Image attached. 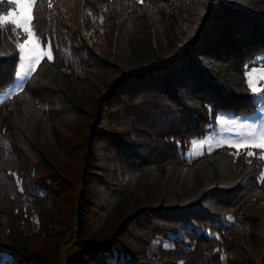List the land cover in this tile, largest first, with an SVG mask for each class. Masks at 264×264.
Instances as JSON below:
<instances>
[{"label": "trees", "instance_id": "16d2710c", "mask_svg": "<svg viewBox=\"0 0 264 264\" xmlns=\"http://www.w3.org/2000/svg\"><path fill=\"white\" fill-rule=\"evenodd\" d=\"M51 2L37 36L53 59L0 103V264H57L59 223L65 264H264L260 155L181 158L219 113L257 106L244 77L264 54V0ZM15 42L0 34V88Z\"/></svg>", "mask_w": 264, "mask_h": 264}, {"label": "snow or ice", "instance_id": "6c2138e0", "mask_svg": "<svg viewBox=\"0 0 264 264\" xmlns=\"http://www.w3.org/2000/svg\"><path fill=\"white\" fill-rule=\"evenodd\" d=\"M42 3L43 0H6V3L5 0H0V34L3 31H10L14 34L16 37L15 47L19 53V69H14L16 79L6 88H0V102H3L6 96H10L13 92L24 88V81L27 80L31 72L35 71L36 66L40 64L44 56H47L49 61L53 59L51 44H46L45 47L48 50L42 51L41 44L43 42L37 36V26L40 19L37 9ZM52 6L51 0H48L47 7L52 8ZM26 63L28 71H25ZM245 68L248 90L253 93L254 97L258 98L264 94V88L257 86L260 81H264V64L253 62L250 70H247L249 69L248 65H245ZM0 71H3V69H0ZM217 119L219 124L223 125L225 123L224 119ZM233 123L235 124L236 121H233ZM236 136V139L218 140L216 141V146L222 147L227 145L228 147H234L237 149L235 155H239V150L242 147L264 150V126H247L246 131L237 133ZM192 144L193 146L196 144L212 146L208 140H193ZM246 155L247 157H252L254 152L249 150ZM259 158L261 161H264V154L260 155ZM259 167H264V164ZM13 175L15 174L13 173ZM260 180L264 182V173H261ZM227 220L232 221L233 217L228 216ZM214 238L219 239L220 237L215 235Z\"/></svg>", "mask_w": 264, "mask_h": 264}, {"label": "rangeland", "instance_id": "374dc122", "mask_svg": "<svg viewBox=\"0 0 264 264\" xmlns=\"http://www.w3.org/2000/svg\"><path fill=\"white\" fill-rule=\"evenodd\" d=\"M154 19H156V18H154ZM160 23H161V21H160ZM161 27H160L161 30H164V28H166V25H162V23H161ZM41 50L47 51L48 49H47V47H45V46L43 47L41 45ZM51 54H52V51H51ZM65 58H67V60H70V56H68L67 54L65 55ZM44 59H47V56H44V58L42 60H44ZM81 59H84V58H81ZM253 62H260L261 64H264V54L258 55ZM18 69H19V66L17 65L16 70H18ZM250 69H251V66L247 70H250ZM25 71H28L27 63L25 64ZM244 78L246 79V77H244ZM15 79H16V77H15ZM25 82L26 81H24V85H25ZM246 84H247V79H246ZM247 86H248V84H247ZM257 86L264 88V81H260L257 84ZM19 91H21V90H17L15 92H13L12 95L6 96L4 98V100L10 98L11 96L18 93ZM250 93L253 97L254 103H256V105H257L255 107V109L253 111H251V113L245 114V115L243 113H239V114H230V113H225V112L219 113L215 119V122L213 123V126H211L208 130H206V132L204 133L203 136H201L200 138H193L190 140V142H189L190 144H189L187 150H184V152L181 153V158L185 159L186 161H193V160L197 159L198 157L202 156L204 153L207 154V153L214 151L217 148H220V147L216 146V141H218V140L236 139L237 138L236 134L246 131L247 126H264V94H262L261 96L256 98V97H254V95L251 91H250ZM55 108H57V107H55ZM217 118L224 119L225 123L223 125L219 124ZM233 121H236V123L234 124ZM82 125H85V123H82ZM66 131H67V129H64V130L62 129V132L64 133V137L66 135L65 139H67L68 141L69 140H76L75 138L72 139L70 137L71 134L69 135V133ZM78 132H81V130L79 129ZM1 139L2 138L0 137V145L2 143ZM193 140H197V141L208 140L211 142L212 146L209 147L207 144H205L203 146H201L200 144H196L195 146H193V144H192ZM222 147H228V146L224 145ZM231 148H234V147H231ZM234 149H235V151H237L236 148H234ZM249 150L254 152V156H256L257 154L258 155L264 154V150H261L259 148L249 149V148H243V147L239 150V153L245 154ZM79 152H80L79 150H76V152L74 151V153L71 152V159H70L71 162L70 163H72L75 166L77 165V163L79 164V162L81 161V152L80 153ZM86 154H87V152L85 149L84 153H83V158H82L83 163L80 162L82 165L85 164L84 162L86 161V159H85ZM73 159H75V161ZM69 172L72 173L71 170ZM79 187H81V185H79L77 187V189H78L77 196H79L81 194V190H80L81 188H79ZM37 221H39V220H38V218L36 219V215H32V225H33V229H35V230H37V228H39V226L37 225L39 222L37 223ZM72 227L73 226L65 228V226H63L62 224L59 223V224H54L53 227L51 228L52 234L55 236V238L62 237L61 240H63V237H65V241H64V243H62V245L59 249V252L57 253V254H59V259H58L57 264H65V259H66L67 253H70L72 251L73 241H71V242L69 241L72 239V237H71L72 229H73ZM5 255L6 254H1L0 259H6L7 256H5Z\"/></svg>", "mask_w": 264, "mask_h": 264}]
</instances>
